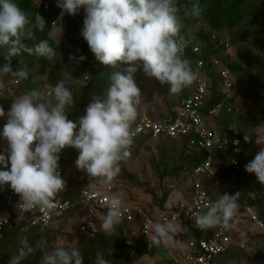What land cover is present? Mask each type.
Returning <instances> with one entry per match:
<instances>
[{
    "label": "trees",
    "instance_id": "1",
    "mask_svg": "<svg viewBox=\"0 0 264 264\" xmlns=\"http://www.w3.org/2000/svg\"><path fill=\"white\" fill-rule=\"evenodd\" d=\"M48 8H36L31 0H15V2L26 12L32 13L30 19L34 21V13H39L45 20L46 26L43 32L37 31L32 40L23 41L27 46H32L41 40H48L54 48L56 56L52 59L37 57L22 53L13 57L11 65L13 69L26 68L28 79L20 82L15 88L21 95L31 89L44 92L45 84L55 85L60 79L65 78V73L70 79L66 80V86L73 93V105L68 109V119L78 121L85 115L88 105L99 99L103 102L106 99V91L109 76L112 71H122L127 65H121L119 69L99 64L88 49L86 42L80 36L82 29L84 11L81 9L76 16L65 14L59 23L52 25L60 15L57 7V0H46ZM199 3L203 9V15L199 19L185 18L179 33L187 42L184 56L191 62L192 69L198 61H202L203 72L207 77V92L200 108L205 124L216 130L223 140L224 138H237L242 144L239 155H234L232 146L225 144L221 148L214 147L210 150L212 169L215 179L220 183L222 192L234 195L238 192V205L248 206L254 210L257 218L264 224V185L259 183L254 174L245 171V165L249 163L259 148L253 137L254 130L258 126L264 127L263 120H257L248 111H242L243 104H257L264 102V84L260 83L253 74L254 65H262L261 52L264 49V0H177L181 9L185 6ZM182 15V13H181ZM63 25L64 39L56 37L55 29ZM193 28L191 36L187 28ZM214 37V38H213ZM66 40V41H64ZM226 40L236 48L234 59L225 55L224 44L220 41ZM199 47L198 52H193L192 46ZM260 46L258 51L253 48ZM68 48L73 50L72 56ZM6 49L0 48V66L5 61L3 55ZM73 59H67V56ZM85 59L80 62L79 56ZM212 58L225 66L237 80V87L232 96L227 97L222 93L221 79L213 65ZM12 83L14 78L11 74L5 75ZM43 77V79H42ZM134 80L141 91V96L151 87V83L157 80L149 77L143 71L140 64L134 73ZM4 81V80H3ZM194 83L191 88H183L177 101H165L166 111H146L152 119L174 118L172 108L177 107L180 101L187 97L194 90ZM14 85V84H13ZM12 97L6 91L0 92V106L8 111ZM142 99V98H140ZM221 105L216 115L209 112ZM138 119V118H137ZM132 123V126L134 123ZM3 127L0 120V133ZM78 131V127H77ZM245 136L248 141H245ZM2 135H0L1 144ZM197 136L190 132L175 138L159 136L154 139L149 134H141L133 139L131 145V156L121 165V172L116 177L113 186V194H119L123 204H148L150 209L158 214H171L179 210L181 204L190 201L193 184L198 179L194 169L207 157V151L198 146ZM34 145V144H33ZM35 146V145H34ZM0 152L2 149L0 148ZM142 152L147 153L149 165L157 182L174 181L178 185L185 184L188 191L185 196L174 205L167 204L169 193L164 191L159 197L155 189L150 188L146 181L130 172L129 163L137 160ZM79 155L75 148L67 147L60 153L59 169L64 173L66 187L64 191L57 194L62 200H69L73 207L59 219H56L48 226H30L25 228L24 222L13 223L0 230V264H9L11 257L18 253L22 247L21 240L27 239L29 245L36 250L21 261V264H40L45 252L52 251L55 247H71L77 241L79 249L84 257V264H95L96 253L102 252L111 264H134L143 258L160 257L159 262L163 264H175L174 259H166L160 251L164 248L152 245L150 238L139 235L134 246H128L127 239L131 232H139L142 217L134 215L131 222L120 220L115 231L106 234L99 228L93 236L85 233L77 235V224L83 216V204L79 201L76 193V186L81 187L86 183L66 179V168L74 164ZM237 157L238 166H232L231 160ZM80 185V186H79ZM212 192V189H210ZM19 201L18 195L9 188L0 189V216L12 211V206ZM107 212H103L105 215ZM241 215L238 209L235 217L230 221L233 228L235 221ZM67 224L72 225L73 230L65 232ZM221 226L200 230L191 226L188 237L198 242L209 240ZM239 232H231V246L218 258L220 264H241L243 261L249 263L261 262L264 260V235L260 232H253L252 225H249L245 236L238 235ZM41 240L47 241L46 246L37 248ZM253 242H257V248H248ZM260 243V244H259ZM159 252V253H158ZM166 252H168L166 250ZM170 254V252H168ZM157 263V261L155 262ZM159 263V264H160Z\"/></svg>",
    "mask_w": 264,
    "mask_h": 264
},
{
    "label": "clouds",
    "instance_id": "2",
    "mask_svg": "<svg viewBox=\"0 0 264 264\" xmlns=\"http://www.w3.org/2000/svg\"><path fill=\"white\" fill-rule=\"evenodd\" d=\"M57 7L61 10L60 19L65 14L76 16L83 9L80 36L99 64L114 70L121 65L127 67L111 72L106 99L103 102L95 99L85 115L75 122L68 119V109L74 101L72 91L66 86V80L70 79L67 73L55 85H46L47 92L31 89L17 96L7 113L0 106V117L6 116L0 135L7 142V148L0 152V189L7 187L18 195L19 210L39 209L46 217L57 207L56 196L66 187L59 171L60 153L65 148L78 150L75 166L88 177L110 183L120 174L122 163L131 156L132 123L141 103V91L134 80L140 64L146 75L161 85L167 84L171 93H179L192 84L195 73L184 56L187 42L179 33L183 19H199L203 15L199 3L181 9L177 0H57ZM32 15L15 0H0V48L6 49L0 76L11 74L17 84L28 79V71L14 70L13 57L26 53L50 60L56 56L48 40L32 46L23 43L25 39H34L35 33L43 32L46 26L39 13H34V21L30 19ZM55 31L61 35L63 25ZM84 59L83 55L79 56L80 62ZM244 139L248 141L247 136ZM233 143L238 145L239 141ZM255 144L259 150L245 165V171L254 174L264 185V133L257 134ZM176 196L182 199L181 193L177 192ZM199 199L206 196L201 194ZM237 199L238 192L225 193L210 202L205 211L192 212L193 227L229 228L238 212ZM106 201L108 210L101 217L100 229L111 234L121 220L122 200L119 194H114L106 197ZM148 223L152 226L150 246H173L175 237L188 232L178 219ZM46 244L47 241L41 240L37 248ZM21 245L9 264H21L24 257L36 250L27 239L21 240ZM76 245L74 241L71 247L58 246L45 252L40 264H84ZM95 264H111V261L97 252Z\"/></svg>",
    "mask_w": 264,
    "mask_h": 264
},
{
    "label": "built area",
    "instance_id": "3",
    "mask_svg": "<svg viewBox=\"0 0 264 264\" xmlns=\"http://www.w3.org/2000/svg\"><path fill=\"white\" fill-rule=\"evenodd\" d=\"M36 8H48V3L46 0H40L38 5V0H31ZM61 11V10H60ZM60 15L57 20H55L52 25L60 22ZM214 38V37H213ZM224 44L225 54L231 55V53L236 51L235 46L231 45L228 41L222 40L220 44ZM260 46L253 48L254 51H258ZM193 52H198L199 47L192 46ZM213 65L216 66L217 73L221 79V89L222 93L227 97L232 96L236 87L237 80L234 75L231 74L229 69L225 66H220V62L216 58H212ZM261 63L264 64V49L261 52ZM203 62L198 61L195 63L193 71L195 73L194 79V90L192 93L183 98L177 107L172 108L174 118H162V119H152L146 112H141L137 106V121L132 126L134 132L133 139L137 138L141 134H149L152 138L156 139L159 136H169L175 138L181 135H187L193 132L198 139V146L207 151V157L200 162V164L194 169V174L198 179L193 184V191L190 201L187 204H181L178 212L171 214H158L152 211L148 204H135L126 205L122 203V216L121 220L131 222L134 215L142 217V222L140 225L139 232L133 231L128 235L127 244L128 246H134L139 235L145 237H151L152 226L148 223L151 220L153 223L159 221L163 222L165 220L178 219L182 226L188 229V232L193 225L191 219L192 212L194 211H205L207 205L210 202H215L218 196L225 194L220 189V183L214 176V170L212 169L210 150L214 147L221 148L225 144L232 146V152L234 155H239L242 149V144L237 138H224L223 140L218 135L216 130L208 127L203 121L200 108L203 105V100L207 92V77L203 72ZM17 84V83H15ZM45 84L44 92H47ZM238 105V104H237ZM221 105L217 106L215 109L210 110V115H216L220 110ZM238 107L236 110L238 111ZM239 141L236 145L233 142ZM34 148V145L32 146ZM239 149L237 151L236 149ZM237 163H230L232 166H238L237 157H234ZM231 160V161H232ZM61 177L64 179V173L60 170ZM116 178L110 183H97L92 182L88 185H83L81 187L76 186V193L79 197V201L83 204V216L77 224V232L79 234L88 233L90 235L96 234L99 228V222L103 216V212H107V201L106 197H110L113 194V186ZM101 182V181H100ZM80 186V185H79ZM212 189V192H210ZM204 194L206 199H199L198 197ZM19 202V201H18ZM12 206V211L0 216V230L5 226H10L13 223H22L24 227L30 226H48L53 223L54 220L59 219L65 213H67L73 205L69 200H62L61 198H56L57 207L51 211L50 215L46 217L39 209H34L31 211H23L17 208V204ZM241 215L235 221L233 228H220L209 240L194 241L188 237V232L180 233L176 239L175 245L179 247L182 243L186 249L183 254L184 260L183 264H220L218 258L221 254L227 251L231 246V235L230 233L235 231L239 232L246 223L244 232H247L249 225L255 229L256 232H260L264 235V224L257 218L254 210L248 206L242 207ZM19 217V219H18Z\"/></svg>",
    "mask_w": 264,
    "mask_h": 264
},
{
    "label": "rangeland",
    "instance_id": "4",
    "mask_svg": "<svg viewBox=\"0 0 264 264\" xmlns=\"http://www.w3.org/2000/svg\"><path fill=\"white\" fill-rule=\"evenodd\" d=\"M188 35L191 36V33L194 31L193 28L188 27ZM56 37L59 39H64V31H62V34L55 33ZM66 41V40H64ZM68 52L73 56L74 52L70 48H68ZM226 55V54H225ZM227 56V55H226ZM236 56V51L234 54V51L231 53V55H228V58L234 59ZM70 55L67 56V59H69ZM253 74L256 77V79L264 84V64L262 65H254L253 66ZM4 80V81H3ZM0 83L3 84V87H0V92H8L10 94L11 99L14 100L18 95L17 90L18 88H15L17 84L12 83L10 78H7L5 75L0 76ZM194 83V81H193ZM14 84V85H13ZM191 85L186 86L187 88H191ZM194 85V84H193ZM17 87V86H16ZM185 88V87H184ZM181 91L179 93H171L169 92V86L167 84L161 85L158 81L151 83V87L147 89L146 92H144V95L141 96V103H139L138 109H140L141 112L146 111H160L165 112L166 111V100L167 101H177L180 97ZM238 105H243L242 111H248L252 116H254L257 120H263L264 121V102H259L257 104H243L241 100H238ZM7 113V111H5ZM0 120L2 122V127H4L6 123V116L0 117ZM264 133V127L258 126L253 133V137L256 139L257 134ZM0 148L2 151H4L7 148V142L4 140V138H1V144ZM130 172L134 175L138 176L140 179L146 181L148 186L150 188L155 189L156 193L160 197L164 191L168 192V202L169 205L176 204L180 198L176 196V193L179 192L182 195V198L185 196L186 192L188 191V186L185 184L178 185L174 181H164L162 184H159L153 175L150 165H149V157L147 153L142 152L139 158L128 165ZM66 179L77 181L80 183H86L87 185L92 182L97 183H103L100 178H93L88 177L87 174L81 170H78L74 164L69 165L66 168ZM101 181V182H100ZM85 185V184H84ZM248 227L247 223L241 227L242 229L239 231L238 235L241 234V236L244 235L245 228ZM73 230L72 225L67 224V227L65 229V232H70ZM244 230V231H242ZM252 231L256 232L255 229L252 227ZM258 233V232H257ZM77 235H80L78 232ZM260 244V243H259ZM253 246H249L248 248L255 249L257 248L258 244L257 242L252 243ZM161 247L164 248V251L170 252V255L174 259L175 264H183V254L184 251L187 249L184 248V244L182 243L179 247H177L175 244L173 246H164L161 245ZM167 252V253H168ZM159 253V252H158ZM160 257L158 255L152 257V258H143L139 262H136L134 264H159ZM157 261V263H155ZM163 264V263H160ZM241 264H264V260L261 262H247L243 261Z\"/></svg>",
    "mask_w": 264,
    "mask_h": 264
},
{
    "label": "water",
    "instance_id": "5",
    "mask_svg": "<svg viewBox=\"0 0 264 264\" xmlns=\"http://www.w3.org/2000/svg\"><path fill=\"white\" fill-rule=\"evenodd\" d=\"M160 254H162L166 259H170V255L167 252L160 251Z\"/></svg>",
    "mask_w": 264,
    "mask_h": 264
},
{
    "label": "crops",
    "instance_id": "6",
    "mask_svg": "<svg viewBox=\"0 0 264 264\" xmlns=\"http://www.w3.org/2000/svg\"><path fill=\"white\" fill-rule=\"evenodd\" d=\"M163 252H166V251H163ZM169 254V253H168ZM170 255V254H169ZM170 257L172 258V256L170 255Z\"/></svg>",
    "mask_w": 264,
    "mask_h": 264
}]
</instances>
